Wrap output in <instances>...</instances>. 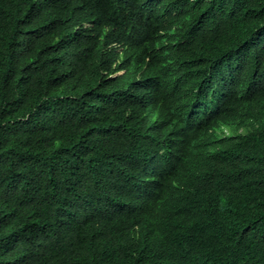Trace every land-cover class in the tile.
Listing matches in <instances>:
<instances>
[{
	"label": "trees",
	"instance_id": "16d2710c",
	"mask_svg": "<svg viewBox=\"0 0 264 264\" xmlns=\"http://www.w3.org/2000/svg\"><path fill=\"white\" fill-rule=\"evenodd\" d=\"M0 264H264V0H0Z\"/></svg>",
	"mask_w": 264,
	"mask_h": 264
},
{
	"label": "clouds",
	"instance_id": "9594fccd",
	"mask_svg": "<svg viewBox=\"0 0 264 264\" xmlns=\"http://www.w3.org/2000/svg\"><path fill=\"white\" fill-rule=\"evenodd\" d=\"M223 132H224V134L226 135V134H228L229 130L226 129V128H224V129H223ZM186 135H187V134H186ZM184 136H185V135H184ZM215 150H216V145L210 146V147L208 148V152H210V153L214 152Z\"/></svg>",
	"mask_w": 264,
	"mask_h": 264
}]
</instances>
